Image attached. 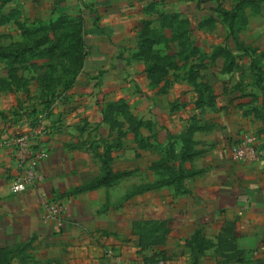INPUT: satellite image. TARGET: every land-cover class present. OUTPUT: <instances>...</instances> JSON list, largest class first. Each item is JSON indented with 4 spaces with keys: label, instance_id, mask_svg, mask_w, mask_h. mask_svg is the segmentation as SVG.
Listing matches in <instances>:
<instances>
[{
    "label": "crops",
    "instance_id": "obj_1",
    "mask_svg": "<svg viewBox=\"0 0 264 264\" xmlns=\"http://www.w3.org/2000/svg\"><path fill=\"white\" fill-rule=\"evenodd\" d=\"M10 58H0V264H264V100L240 105L223 96L210 109L196 110V153L170 161L171 173L157 165L160 149L125 147L112 154L113 173L122 175L81 189L110 175L106 150L93 141L83 144L97 135L90 128L99 121L94 91L120 93L127 87L108 82L111 69L86 68L69 99L42 105L45 86L14 81ZM97 74L105 76L100 89L91 81ZM134 91L130 96L141 111L151 107L159 140L175 134V153H180L181 134L192 123L193 99L178 111L170 106L180 92L165 100L157 90L149 98L140 85ZM42 117L51 126L43 138L49 150L40 164L44 179L12 193L19 169L10 137ZM85 124L87 129H81ZM250 133L259 139L258 158L233 161L231 145ZM47 202L61 203L62 213L47 216Z\"/></svg>",
    "mask_w": 264,
    "mask_h": 264
},
{
    "label": "rangeland",
    "instance_id": "obj_2",
    "mask_svg": "<svg viewBox=\"0 0 264 264\" xmlns=\"http://www.w3.org/2000/svg\"><path fill=\"white\" fill-rule=\"evenodd\" d=\"M0 54H30L15 59L20 75L12 79L44 85L40 102L48 106L69 99L84 69L112 70L108 82L127 89L94 91L99 121L90 128L97 135L79 143L106 150L107 169L118 174L113 152L160 149L164 159L176 138L168 132L159 140L151 107L141 111L136 103V85L149 98L153 90L165 100L180 92L171 110L193 99L189 127L197 128L196 110L210 109L223 96L240 105L264 100V0H0ZM104 77H92L96 89Z\"/></svg>",
    "mask_w": 264,
    "mask_h": 264
},
{
    "label": "built area",
    "instance_id": "obj_3",
    "mask_svg": "<svg viewBox=\"0 0 264 264\" xmlns=\"http://www.w3.org/2000/svg\"><path fill=\"white\" fill-rule=\"evenodd\" d=\"M45 132L46 122L39 119L36 123H31L27 130L19 131L10 137L9 142L13 145L19 169L10 185L12 193L25 192L44 179L40 164L49 154L43 140ZM259 153V139L253 133L245 135L230 147V157L235 162L254 160L258 158ZM46 208L49 217L58 216L63 211L62 204L57 202H47Z\"/></svg>",
    "mask_w": 264,
    "mask_h": 264
},
{
    "label": "trees",
    "instance_id": "obj_4",
    "mask_svg": "<svg viewBox=\"0 0 264 264\" xmlns=\"http://www.w3.org/2000/svg\"><path fill=\"white\" fill-rule=\"evenodd\" d=\"M221 11L225 17L230 18V19L233 18L235 15L234 12H231V11H225V10H221ZM20 55H22V57L25 59H29L31 57L30 54H0V58L11 57V59H13V62L11 65V71L14 73L17 69V61H15V59L18 58V56H20ZM228 56H231V54H228ZM196 129H199V128L191 126L188 128V130L184 134H181V136L185 139V145H184L183 149L180 151V153H178V154L175 153V149H174V145H173L172 151L170 150L169 153H166L167 158H164L157 163V165L164 167L165 173H171L173 171L172 166L169 165L170 161H172V160L174 161L176 159L185 160V159L191 158L193 155H195L196 152L192 150V134H193V131ZM104 162H105L104 166L107 169L108 168L106 165L107 160L104 159ZM122 174L123 173L110 174L107 177L93 181L92 183L84 186L81 189H91L94 187H98L103 183H109L110 181L119 177ZM163 183H166V180ZM145 188L150 189L151 185H149L148 187H145Z\"/></svg>",
    "mask_w": 264,
    "mask_h": 264
}]
</instances>
